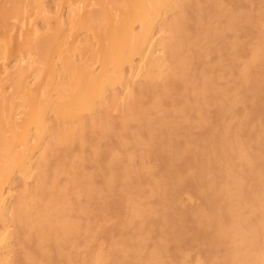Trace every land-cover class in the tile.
Segmentation results:
<instances>
[{"label":"bare ground","instance_id":"bare-ground-1","mask_svg":"<svg viewBox=\"0 0 264 264\" xmlns=\"http://www.w3.org/2000/svg\"><path fill=\"white\" fill-rule=\"evenodd\" d=\"M50 1L0 0V264H264L258 0Z\"/></svg>","mask_w":264,"mask_h":264},{"label":"rangeland","instance_id":"rangeland-1","mask_svg":"<svg viewBox=\"0 0 264 264\" xmlns=\"http://www.w3.org/2000/svg\"><path fill=\"white\" fill-rule=\"evenodd\" d=\"M261 2H260V4H259V0L257 1V5H258V7H257V9H258V12H260V11H262L263 9H264V3H263V1L262 0H260ZM54 3H55V0H51L50 1V4H49V6H54ZM239 3V2H238ZM240 4H242L243 5V7H241V6H239ZM240 4H238V6H239V8H244L245 7V2H241ZM263 4V5H262ZM261 7V8H260ZM263 7V8H262ZM39 26H42V24L40 23V25ZM12 60V59H11ZM125 210V209H124ZM133 232V231H132ZM132 232H129V234L131 233L132 234ZM34 236V237H33ZM33 236H32V234H31V237L30 238H32V239H34L35 241H34V244L35 245H37V246H39L40 245V243H39V241L40 240H37V238H36V236L33 234ZM57 238V237H56ZM55 239V238H54ZM8 240V241H7ZM6 241H7V243H9L10 242V240H9V237H7V239H6ZM29 241V239L27 240V242H26V245H27V247L28 246H31V247H33L32 246V242H31V239H30V241ZM48 242H50V243H46V242H44L43 244L44 245H42V246H44V248L41 246L40 248L42 249V250H39V251H35L34 252V249L35 248H38V249H40L39 247H33V248H31V247H29V248H31L30 250L31 251H33V252H31L30 250H28V251H30V252H26V255H27V253H30V254H28V255H32L31 253H33V254H35V255H32L33 257L32 258H30L31 256H27L26 257V259H25V263H27V264H29L34 258H35V260H37V262H38V264H42L43 263V261H44V263L43 264H66L65 262H67V263H69L70 261L72 262V261H75L74 260V250L72 249V247H71V245H70V243H68L67 241L65 242V243H62V242H60V243H58V244H56V242H55V240H53V241H48ZM28 243H30V244H28ZM54 243H55V245H54ZM69 244V247L67 248L66 246ZM61 244H67V245H65V246H62ZM48 245H50V247L48 246ZM52 245H53V247H52ZM57 245V248L55 249V246ZM47 246V248L45 249V247ZM59 246V247H58ZM26 247V248H27ZM60 248H62L61 250H63V251H61L60 250ZM64 248H67V250L69 249V248H71V250H68V252H65V250H64ZM28 249V248H27ZM26 249V250H27ZM54 249V250H53ZM36 250V249H35ZM44 250H47L46 252H44ZM48 250H52V251H50V253H48L49 251ZM59 251V252H61V254L59 255L58 254V252L57 251ZM66 250V251H67ZM40 251H43V252H40ZM55 251V252H54ZM69 251H70V253H69ZM37 252H40V253H37ZM56 252H57V254H56ZM62 252H65V253H63L62 254ZM66 253H68L67 255H69V256H66ZM73 255H72V254ZM39 254H43V255H41V256H43V259L42 258H39V257H41V256H38ZM49 254V255H48ZM51 254H53V255H51ZM57 255H59V256H57ZM62 255H64L65 256V259L66 260H62L63 258V256ZM72 255V256H71ZM35 256V257H34ZM38 256V258H36ZM57 256V257H56ZM50 257V259L48 260V258ZM58 257H60V258H58ZM68 257H70L69 259H68ZM7 258V257H6ZM46 258V259H45ZM29 259H31V260H29ZM38 259H39V261H38ZM55 259H57V261L56 262H60V263H54L55 261H53V260H55ZM10 260V258H8L6 261H5V259L3 260V262L1 263V264H8V261ZM46 260V261H45ZM53 261V263L51 262V261ZM70 260V261H69ZM30 261V262H29ZM65 261V262H64ZM69 261V262H68ZM6 262V263H5ZM46 262V263H45ZM49 262V263H48ZM69 263V264H74L73 262L72 263ZM24 263V264H25ZM75 264H78V263H76L75 262Z\"/></svg>","mask_w":264,"mask_h":264}]
</instances>
